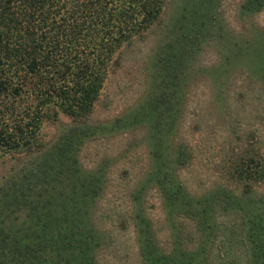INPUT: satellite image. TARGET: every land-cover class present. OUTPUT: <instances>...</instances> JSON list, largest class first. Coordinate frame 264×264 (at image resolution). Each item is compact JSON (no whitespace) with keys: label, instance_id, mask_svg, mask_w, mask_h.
Instances as JSON below:
<instances>
[{"label":"trees","instance_id":"obj_1","mask_svg":"<svg viewBox=\"0 0 264 264\" xmlns=\"http://www.w3.org/2000/svg\"><path fill=\"white\" fill-rule=\"evenodd\" d=\"M165 4L166 0H0V107L16 111L12 100L22 95L32 99L14 126L0 127V151L29 156L0 189V264H99L103 236L95 225L94 209L104 173L101 167L84 169L78 154L90 132L103 131L88 122L116 56L146 35L161 19ZM263 7L264 0L242 5L246 12ZM193 37L172 33L158 53L159 76L147 99L128 120L119 121L128 128H146L149 168L136 191H159L169 229L163 245L135 199L131 218L139 258L141 264H209L224 228L219 219L232 213L238 216L246 264H264V209L259 203L248 200L244 190L237 194L220 187L192 196L178 176L192 157L177 137L172 102L183 98L175 95L182 85L173 84V71L197 52L190 44ZM247 56L251 75H259L264 83V30ZM59 114L73 126L44 149L35 135ZM182 217L194 226L192 242H185L174 225Z\"/></svg>","mask_w":264,"mask_h":264},{"label":"rangeland","instance_id":"obj_2","mask_svg":"<svg viewBox=\"0 0 264 264\" xmlns=\"http://www.w3.org/2000/svg\"><path fill=\"white\" fill-rule=\"evenodd\" d=\"M245 1L166 0L161 19L116 56L88 122L103 131L93 135L88 131L78 154L84 169L101 167L104 173L94 209V222L103 236L99 264H141L131 218L137 199L158 241L167 244L169 229L159 191L154 187L136 191L149 168L143 142L146 128H128L119 121L128 120L147 99L159 76L158 53L172 33L194 34L190 44L198 52L173 71V84L184 86L183 92L180 86L175 94L183 101L172 102L177 137L192 157L179 170L180 181L197 197L217 187L237 194L244 190L248 200L264 209V83L259 75H251L247 59L264 30V7L246 12ZM31 104L32 99L22 95L12 100L16 111L0 107V127L14 126ZM72 126L69 118L59 114L41 125L35 141L49 148ZM28 158L19 151H0V189ZM236 220L232 213L220 217L224 228L218 232L209 264H246ZM174 225L185 242L196 238L193 224L185 217Z\"/></svg>","mask_w":264,"mask_h":264}]
</instances>
